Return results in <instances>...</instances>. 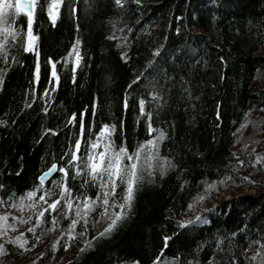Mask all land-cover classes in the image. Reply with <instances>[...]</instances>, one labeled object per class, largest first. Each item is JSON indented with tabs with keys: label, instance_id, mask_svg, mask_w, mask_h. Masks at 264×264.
Segmentation results:
<instances>
[{
	"label": "trees",
	"instance_id": "1",
	"mask_svg": "<svg viewBox=\"0 0 264 264\" xmlns=\"http://www.w3.org/2000/svg\"><path fill=\"white\" fill-rule=\"evenodd\" d=\"M67 3L65 0L56 27L39 9L33 26L39 35V90L46 86V58L60 59L74 40L82 41L84 59L76 72V83L71 82V62L67 69L57 65L60 87L52 94L54 103L47 115L41 111L44 104L39 90L32 108L24 107L26 99L31 102V94L26 97L25 92L32 80L34 57L20 48L23 14L12 23L18 35L15 46L8 38L11 67L0 90V184L4 185L0 198L7 199L15 192L18 202V197L33 190L36 177L53 163L63 166L60 157L68 149L69 137L74 143L78 133V126L71 130L65 126L67 120L73 112L79 114L88 108L87 139L94 97L98 99L91 139H95L102 123H115L113 141L118 148L123 119L129 151L144 142L148 138L144 119L137 124L135 102L139 98L145 99L146 111L157 102L162 105L153 113V127L162 128L167 138L159 145L157 159H142L151 167L144 173L131 208H125L123 218L104 235L100 233L110 220L100 217V207L88 215L87 233L80 235L84 230L81 220L72 232L75 238L69 241L75 204L73 212L64 215L62 201L55 213L46 212L39 221L35 214L44 206L39 201L42 192H37L34 201L25 200L23 208L6 212L0 206V215L10 212L28 220L27 224L8 221L18 230L0 243L21 232L29 243L26 250L6 243L11 255L0 257L3 264H131L133 260L151 264L165 236L172 239L161 264H175L177 255L182 264H209L210 260L211 264H228L233 254L239 264H251L242 254L246 249L247 256L255 253V246L249 248L251 241L264 242V0H141L139 6L127 0L123 8L116 7L114 0H79L77 20L69 16ZM114 32L117 39H106ZM125 35L127 46L117 47L124 43L121 38ZM122 51L131 56L128 63L121 61ZM12 57L19 64H12ZM0 68L8 66L0 60ZM140 73L143 76L139 85H133L134 91L129 90V109L124 113V94ZM153 94L163 96V100L153 101ZM49 128L59 135L48 134L41 139ZM164 157L171 164L167 170L161 167ZM237 158L244 161L243 166ZM228 176L232 178L226 180ZM53 181H60L59 173L43 186L54 193L46 197L48 203L59 198L60 189ZM213 182L217 183L206 191ZM81 183L82 179L73 182L70 172L68 184L77 195ZM249 189L255 193L246 192ZM85 191L94 197L97 189L89 187ZM123 191L121 185L115 197L118 203L123 202ZM224 192L231 194L229 200L219 199ZM119 211L109 208L110 215ZM197 216L210 223L178 226L195 221ZM34 225L35 235L27 232ZM57 240L60 243L54 249ZM69 242L71 247L64 251Z\"/></svg>",
	"mask_w": 264,
	"mask_h": 264
},
{
	"label": "snow or ice",
	"instance_id": "2",
	"mask_svg": "<svg viewBox=\"0 0 264 264\" xmlns=\"http://www.w3.org/2000/svg\"><path fill=\"white\" fill-rule=\"evenodd\" d=\"M79 0H68L66 5L67 12L73 20H77L78 16V4ZM127 0H114V5L118 8H123ZM132 3L140 5L141 0H132ZM65 6V0H0V60L3 61L4 65H7L8 68H0V90H3L5 83V75L7 70L11 67L9 65V44L8 38L10 37L15 46V41L17 38V31L13 30L12 23L15 21V17L19 14H23L25 17V23L22 25L23 30V39L20 43V48L22 49L25 55L31 54L34 57V67L32 72V80L29 82V89L25 92L27 97L31 94V102L25 100L24 107L32 108L33 104L37 102V92L39 90L40 82V52L38 48L39 35L34 33L33 26L36 23L37 19V9L40 13H43L47 16L49 24L54 28L57 25V21L61 18V8ZM89 8L93 7L92 4L88 5ZM115 26V22H113ZM76 31H79V24H76ZM120 32H123L124 29H119ZM128 31L131 32V28H128ZM109 40L117 39L116 33L114 32L111 36L106 37ZM124 43L117 44V47L123 48L127 46V36L121 38ZM81 45L82 41L79 39L74 40L72 43L67 55L61 57L60 59L54 60L52 57H47L45 64L47 66L48 72L46 77V86L39 90V99L43 102L44 106L41 111L44 115L48 114L49 106L52 101V94L57 92L60 87V73L57 70V65H60L62 69H67L69 62L72 63L71 67V82L76 83V72L81 67L83 62V55H81ZM120 59L124 63H128L131 60V56L127 51H122ZM221 63H223V57H220ZM12 64H19V61L15 57H12ZM23 67L22 64L19 65ZM143 73L138 74L135 79L128 85V90L124 94V99L122 102V108L124 113H127L129 109L128 97L130 91H134L133 85H139ZM172 78H169L171 80ZM223 80L224 77L221 76ZM167 83V82H166ZM170 91V89H167ZM187 92V89H185ZM189 93V97H190ZM97 99L94 97L89 123L87 125L88 138H85L86 125L85 119L89 116L88 108H85L79 114L73 112L68 118L66 127L71 130L73 127L78 126L77 138L74 143L69 137V146L67 151L60 157V160L63 162V166H59L56 163H53L52 166L44 171L42 174L36 177V185L33 190L27 191L25 194L18 197V202L16 198V193L12 192L7 199L0 198V206H4L6 212L10 208L11 210H16L17 208L24 207V201H34L37 195V192H42L39 196V201L44 205L42 210L36 213V219L39 221L44 217L45 213H55L58 209V206H61L65 209L64 215L71 214L73 212V205L76 207L75 218L72 219L71 225L69 227V241L74 239L75 236L72 235L73 230L76 225L83 220L84 230L80 233L81 236L87 233L88 228V215L95 211L97 207H100L102 211L100 212V217H107L110 220L108 227L100 235L111 231V229L123 218L125 208L130 209L132 201L135 196V192L138 189L139 185L143 181L144 173L148 170L151 165L143 164L144 161L150 162L158 158L159 154V145L167 138L165 131L162 128L153 127V113L162 107V105L157 102L154 107L148 111L145 110L146 101L144 98H139L137 103L138 105V118L137 124L140 123V119H144L145 125V134L148 137L144 142L137 144L132 151H129L127 146V140L124 134V120H120V139L121 144L117 148L113 141V136L116 133V124L115 123H102L99 127V130L95 133V139H91L93 129L95 127V118H96V109H97ZM153 101L163 100V96L153 94L151 95ZM220 105L217 104V121L220 120L219 114ZM264 111V109H261ZM77 115L79 119H77ZM158 118V113H157ZM15 123V120L13 121ZM219 126V124L217 125ZM245 125H241L244 127ZM239 131V129H238ZM153 133H156L153 136ZM51 134L52 136H58L59 132L49 128L46 129L42 134L43 136ZM82 145H83V155H82ZM147 149V152L145 150ZM235 157V154H233ZM163 163L161 167L167 170L171 166L170 161L167 160V157L162 158ZM259 157L257 160L259 161ZM238 163L243 166L244 161L237 158ZM174 167V166H172ZM71 172V178L73 182L77 179H82L80 184V194H75V188L69 187L68 178ZM59 173L60 181H53V184L60 189L59 198L53 200L51 203H48L46 197H51L54 193L50 189H44L46 178ZM150 174V172H149ZM163 174V173H162ZM19 175V173H17ZM232 177H226V180H230ZM225 181H219V183H224ZM217 182H213L208 185L206 191L212 189ZM123 185L124 191L122 196V203H118L115 200L117 189ZM96 188L97 191L95 196L87 195L85 189L87 188ZM4 185L0 184V189H3ZM204 199V197H200ZM29 205V207H33ZM189 209H192L190 204ZM109 208H119V212H113L109 214ZM31 219V217H29ZM16 221L17 223L27 224L28 220H20L18 217L8 214L0 215V239L8 237L9 233H15L18 229L15 224H9L8 221ZM199 222L201 224H208L210 221L207 218H201L197 216L195 221L189 220L187 222L179 223L180 228H185L188 225L195 224ZM56 223V219L53 216L52 224L53 226ZM36 225L27 229L28 233L35 235ZM235 235V233L233 234ZM25 233L21 232L19 236L14 238H9L5 240L4 243H0V257L11 255L5 247V244H11L13 246H18L20 249H25V246L29 243L27 239L24 238ZM172 237L165 236L163 238V247L161 248L159 254L151 261V264H161V257L164 256V251L168 248V241ZM36 243H39L37 238ZM60 240H57L53 245V248L56 249L59 245ZM222 243V242H221ZM255 246V253L251 256H247L248 249L242 254L244 258L251 262V264H264V242L261 240L251 241L249 248ZM71 247V243H67L64 247V251H67ZM26 250V249H25ZM58 250V249H57ZM83 251V249H81ZM43 254H41L42 258ZM175 264H182L181 258L179 255L174 257ZM0 264H3V260L0 259ZM35 264V261L32 262ZM131 264H141L140 260H133ZM187 264H193L192 261H188ZM211 264V260L209 261ZM228 264H239V261L235 258V255H230L228 257Z\"/></svg>",
	"mask_w": 264,
	"mask_h": 264
},
{
	"label": "rangeland",
	"instance_id": "3",
	"mask_svg": "<svg viewBox=\"0 0 264 264\" xmlns=\"http://www.w3.org/2000/svg\"><path fill=\"white\" fill-rule=\"evenodd\" d=\"M246 192L248 193H255V190L253 189H249V190H246ZM231 198V194H228V193H221V195L219 196V199L221 200H229Z\"/></svg>",
	"mask_w": 264,
	"mask_h": 264
},
{
	"label": "water",
	"instance_id": "4",
	"mask_svg": "<svg viewBox=\"0 0 264 264\" xmlns=\"http://www.w3.org/2000/svg\"><path fill=\"white\" fill-rule=\"evenodd\" d=\"M48 169H49V168H48ZM48 169H47V170H48ZM47 170H46V171H47ZM53 176H54V175H53ZM53 176H51L50 178H46L45 184H46L50 179H52Z\"/></svg>",
	"mask_w": 264,
	"mask_h": 264
}]
</instances>
